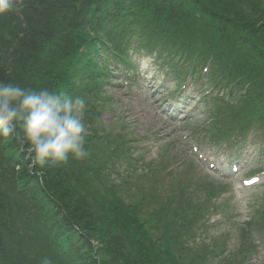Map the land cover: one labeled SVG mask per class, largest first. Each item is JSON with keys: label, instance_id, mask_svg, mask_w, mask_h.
<instances>
[{"label": "trees", "instance_id": "obj_1", "mask_svg": "<svg viewBox=\"0 0 264 264\" xmlns=\"http://www.w3.org/2000/svg\"><path fill=\"white\" fill-rule=\"evenodd\" d=\"M226 1L116 0L117 8L108 10L101 0H23L19 11L0 15V81L81 94L84 121L93 124L104 105L108 62L126 64L125 43L141 39L160 45L164 54L169 51L180 77L193 73L202 79L209 68L210 83L240 97L236 105L228 103L236 128H249L254 117L264 124V17L249 12L244 17ZM255 1L257 8L264 4ZM92 130L86 139L95 143L85 148H98L105 137ZM15 149L17 156L12 155ZM85 161L70 156L65 165L41 168L14 139L0 138V264H41L45 257L51 264H181L182 256L194 259L185 249L177 251L179 236L171 239L159 231L162 211L146 218L144 206L126 203L114 184L107 196L99 195L92 182L82 185V196H71L61 181L79 185L73 169ZM104 163L91 160L102 164L94 167L97 175L109 174ZM77 197L88 209L99 210L98 216L80 211ZM221 264L239 263L225 258Z\"/></svg>", "mask_w": 264, "mask_h": 264}, {"label": "rangeland", "instance_id": "obj_2", "mask_svg": "<svg viewBox=\"0 0 264 264\" xmlns=\"http://www.w3.org/2000/svg\"><path fill=\"white\" fill-rule=\"evenodd\" d=\"M226 2L238 8L244 17L248 12L258 19L264 17V4H259V8H257L254 6L256 4L255 0H227ZM226 14L229 15L228 12ZM244 26L246 27V25ZM145 61L143 65L145 66L146 74L150 75L152 80L157 81L158 88L154 86L155 83L152 85L153 82L146 76L140 82L135 74L130 79L126 78L124 80L120 79V74L116 77V71L111 69L112 65L108 62L107 70H110L111 78H113L112 84L109 83L106 86L110 96L106 95L105 97V94H103L104 106L100 109L98 108V111L95 110L99 115L98 120L93 124L88 120L85 121V124L88 130L87 134H90L93 131L92 128L95 127L99 130V134L101 133L100 136L108 137L112 145L104 148L110 143L103 138L101 141L98 140V148H85L87 155L83 159H86V161L82 163V166L73 169V171L79 173L80 184L71 185L61 181L62 186L70 189L71 196H82L81 194L86 190L83 186L88 182H92L97 187L99 195L107 196L111 184L117 185V183L122 181L125 171H133L136 168L135 160L129 157V161L124 158L116 163V159L119 157L118 154H120L119 148L122 147L121 142L124 143L130 140L134 154L142 159V162L139 163L141 166L148 161L157 159L169 137H174L176 146L171 148L174 156L173 161H176V158L180 159L186 156L189 158V162L192 163L191 160H193L196 164V166L193 164V168H200L210 173H203L208 176L210 181L227 184L230 189V193L227 195L230 196L227 202L230 217L222 220L219 216H213L210 224L207 227L203 226L202 230L196 235L191 234L188 236L186 234L187 230L180 227L177 230V236L180 239L179 245H176L177 251L181 252L179 248L185 249L194 258L182 256L181 264H190L191 260L206 264H221L222 259L214 257V250L217 248L218 251H222L224 245L226 252L220 257L225 255L234 262L241 264V261L248 259L247 253H249L250 249L254 248L252 235L255 215L260 219V213L264 211L261 201H258V205H253L255 200H260V196H264V174L256 173L259 180L251 187H246L244 180L254 175L249 174V172L255 170L258 172L264 169V152H261L256 157L257 148L251 147L245 151L242 158L240 155L235 160H231L226 157L224 151L207 150L205 152H196L192 150L187 124L192 123L194 128L202 133L201 123L197 126L194 121L200 117L201 122L206 119V115L210 112V101H204L199 104L200 100L197 102L199 97L195 98L196 93L190 91L189 102L178 99L177 102L173 101V104L170 105L168 103L169 100H172L171 98H175V96L169 97L165 91L173 83L172 75L162 72L156 62H151L152 60ZM130 72L131 70H128V73ZM85 73L88 74V70ZM79 95L81 96V94ZM182 137L185 138L181 141ZM89 139H86V145L91 142L95 143V140L88 141ZM91 160H99V163L105 161L104 165L112 167L109 174L101 175L102 173H99L97 175L94 167L102 166V164H91ZM168 160L174 163L169 158ZM239 160H241L240 165H238ZM233 165L239 167L237 173L232 171ZM115 170L117 173H114ZM136 184L134 183L137 188L136 194L130 189L124 191L121 188L124 192L123 200L128 204L134 201L137 203L139 196L146 193V189H142L141 185ZM171 184L170 182L169 187ZM86 196L91 201V195L87 194ZM77 201L75 199L74 204L77 205L80 211L87 210L92 217L98 216H94V213L100 212L99 210L88 209L81 203L83 199L80 197H77ZM144 210L147 213L146 217L151 214L148 206H144ZM175 234L176 232H171L170 238L174 239ZM220 235H224L225 238L217 240ZM208 255L211 256L209 257ZM259 256L261 258H258ZM242 264H264V249H261V252L252 258L251 261L247 260Z\"/></svg>", "mask_w": 264, "mask_h": 264}, {"label": "clouds", "instance_id": "obj_3", "mask_svg": "<svg viewBox=\"0 0 264 264\" xmlns=\"http://www.w3.org/2000/svg\"><path fill=\"white\" fill-rule=\"evenodd\" d=\"M23 0H0V15L19 11ZM86 99L49 88L0 81V138L14 139L33 165H65L86 155ZM41 264H51L43 258Z\"/></svg>", "mask_w": 264, "mask_h": 264}, {"label": "bare ground", "instance_id": "obj_4", "mask_svg": "<svg viewBox=\"0 0 264 264\" xmlns=\"http://www.w3.org/2000/svg\"><path fill=\"white\" fill-rule=\"evenodd\" d=\"M101 2H102V3H105V2H106L108 10H115V9L117 8V2H116V0H101ZM101 2H100L99 5H101ZM39 26H40V25H39ZM39 26H37V27H39ZM37 27H36V26H33V29L36 28L37 31H40L39 29H40L41 27H39V28H37ZM41 31H42V30H41ZM46 33H47V30H44V31H43V36H44V37H48V35H47ZM145 60H152L151 62L154 61V59H153V57H151V55H147V56L143 59V63L146 62ZM143 66H144V65H143ZM143 66H141V67H137V69H135L134 72H138V73H140V74H142V75H146L145 66H144V67H143ZM132 75H133V74H132ZM132 75H130V76H132ZM149 80H150L151 82L155 83V85L158 84L157 81H155V80H152V79H149ZM107 94L109 95L108 92H107ZM95 107H98L97 102H96V104H95ZM12 155H13V156H17V155H18V149L13 150V151H12Z\"/></svg>", "mask_w": 264, "mask_h": 264}, {"label": "snow or ice", "instance_id": "obj_5", "mask_svg": "<svg viewBox=\"0 0 264 264\" xmlns=\"http://www.w3.org/2000/svg\"><path fill=\"white\" fill-rule=\"evenodd\" d=\"M251 181H246V183H250Z\"/></svg>", "mask_w": 264, "mask_h": 264}]
</instances>
